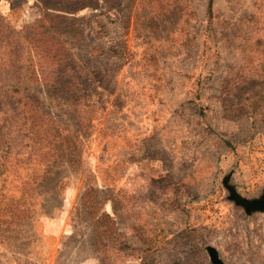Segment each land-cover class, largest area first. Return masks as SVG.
I'll return each mask as SVG.
<instances>
[{
	"label": "rangeland",
	"instance_id": "rangeland-1",
	"mask_svg": "<svg viewBox=\"0 0 264 264\" xmlns=\"http://www.w3.org/2000/svg\"><path fill=\"white\" fill-rule=\"evenodd\" d=\"M0 21V264H264V211L231 190L264 195V0H0Z\"/></svg>",
	"mask_w": 264,
	"mask_h": 264
},
{
	"label": "water",
	"instance_id": "water-1",
	"mask_svg": "<svg viewBox=\"0 0 264 264\" xmlns=\"http://www.w3.org/2000/svg\"><path fill=\"white\" fill-rule=\"evenodd\" d=\"M232 194L234 199L239 203L245 206L247 212H251L253 210H260L264 211V195L260 198L254 199V200H248L241 196H239L234 189H232ZM210 256L212 258V261L216 264H226L224 261H222L216 252L214 248H210Z\"/></svg>",
	"mask_w": 264,
	"mask_h": 264
},
{
	"label": "trees",
	"instance_id": "trees-1",
	"mask_svg": "<svg viewBox=\"0 0 264 264\" xmlns=\"http://www.w3.org/2000/svg\"><path fill=\"white\" fill-rule=\"evenodd\" d=\"M209 7V11L211 12L212 11V2L210 1L209 2V5H208ZM0 24H1V21H0ZM42 45V44H41ZM40 45V46H41ZM121 55V54H120ZM52 57L54 58V59H56V57H57V55H52ZM65 78V77H64ZM66 82L67 83H69L70 85H69V87H71L72 86V83H71V80L70 79H66ZM25 127H27V124L25 125ZM36 133L38 132V131H35ZM29 133V132H28ZM41 141L42 143L43 142H45V144H47V145H50L49 146V156H48V158L49 159H51L53 156H55V153L54 152H51L52 150H54V151H59L58 150V141H60V138H59V135H58V133H56V132H54V133H52V132H50V133H46L44 136H39V132H38V141ZM41 143V144H42ZM48 159V160H49Z\"/></svg>",
	"mask_w": 264,
	"mask_h": 264
}]
</instances>
